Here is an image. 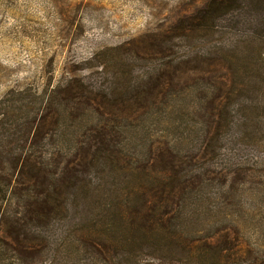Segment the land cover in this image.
Segmentation results:
<instances>
[{
  "label": "rangeland",
  "instance_id": "374dc122",
  "mask_svg": "<svg viewBox=\"0 0 264 264\" xmlns=\"http://www.w3.org/2000/svg\"><path fill=\"white\" fill-rule=\"evenodd\" d=\"M209 2L0 0V188L9 186L11 190L14 171H18L15 165H24L27 159L28 165L39 166L43 175L48 166L60 169L58 159L74 160L69 166L75 169H82L79 163L83 161L91 163L87 187L79 185L67 190L71 197L65 223L73 229L74 238H81L83 223L78 219L110 213L105 199L114 200L121 186L127 191L128 183L141 179V161L148 144L159 136L158 140L175 141L184 130L172 123L180 116L175 112L180 105L189 107L192 114L198 113L200 109L190 107L196 99L209 100L218 93L224 97L221 100H226L235 89L233 106L243 121L233 129L235 139L230 138L232 142L226 148L228 164L248 159V167L261 169L254 178L249 174L247 189L241 187L243 212L235 217L241 219L239 226L247 233L245 243H264V183L259 182L260 178L264 180V175L259 174L264 172V135L260 137L264 128V46L260 43L264 38V0H233L234 9L220 13L212 27H192L191 18ZM162 36L168 37L167 45L174 53H166L159 79L178 107L161 112L154 107L144 117L141 83L162 60V55L148 45ZM186 53L195 58L189 65L191 71L180 64L171 78L169 70L173 65L169 62L176 54ZM162 89H158L159 98ZM51 98H55V104L51 101L48 106ZM192 116V122L196 121ZM186 121L182 119L184 127L190 118ZM103 127L109 151L121 160L111 163L97 159L80 147L88 144L94 153V135ZM194 129L196 124L183 134ZM243 134L247 137H238ZM194 138L193 132L187 141L194 142ZM17 156H21L19 163ZM257 158L263 163L253 165ZM209 188L203 192L207 198ZM215 198L218 196L209 200ZM111 203L113 207L117 205ZM207 204L209 201L203 202V208ZM222 210L230 215L234 209L228 205ZM189 220L192 231L199 228L198 224L207 227L202 217ZM59 244L54 242L55 247ZM45 258L57 264L83 262L76 256L63 257L57 251H50Z\"/></svg>",
  "mask_w": 264,
  "mask_h": 264
},
{
  "label": "trees",
  "instance_id": "16d2710c",
  "mask_svg": "<svg viewBox=\"0 0 264 264\" xmlns=\"http://www.w3.org/2000/svg\"><path fill=\"white\" fill-rule=\"evenodd\" d=\"M232 1L210 0L197 16L191 18L192 27H212L220 13L234 9ZM184 27L188 28V25ZM167 42L168 37L162 36L148 45L162 55V60L151 70L148 80L143 81L145 84L141 83L144 117L148 115L147 111L153 112L154 107L159 108L157 112L173 111L178 107L176 101L169 97L170 91L162 89L159 79L166 53H174ZM260 43L264 46V38ZM170 48L172 52H169ZM261 54L264 55V51ZM194 61L190 53L176 54L169 62L173 65L169 70L170 77L175 76V71L179 69L177 66L184 65L188 70ZM160 88L164 91L159 98ZM234 91L231 89L226 100H221L224 97L218 96V93H215L216 98L209 100L196 99L190 107L195 111L202 110L198 113L192 114L191 110L188 111L189 107L180 105L181 108L175 110L180 116L172 123L177 125V129L183 127L184 130L175 141L158 140L159 136L148 144L141 161V179L128 183L127 191L121 186L120 194L113 197L114 200L105 199L104 203L110 205L106 208L110 213L78 219L83 223L81 238H74L73 229L65 223L71 197L67 190L79 185L87 187L86 174L92 164L83 161L79 163L82 169H78L79 166L75 169L69 166L74 160L58 159L60 169L48 166L44 175L39 166L28 165L30 159L24 160V165H15L18 171H14V182L8 184H11V190L9 186L0 188V264H57L46 261L45 256L50 251H57L63 257L76 256V260H83L80 264H264V243H245L247 233L245 235V228L239 226L241 219L235 217L243 212L241 187L251 182L249 174L254 178L256 171L261 169L248 167L251 165L248 159L228 164L226 148L231 139H235L233 129L243 121L233 106ZM87 98L83 100L87 101ZM54 100L51 98L48 106ZM119 104L122 105V102ZM191 114L196 116V121L192 122L194 117ZM183 118L187 119L186 122L190 118L186 127ZM195 124L196 129L183 134L187 132V127ZM103 129L106 128H101L94 135L97 141L94 153L88 144L80 147L97 159L111 163L121 160L114 151H109L110 143ZM263 129L260 137L264 135ZM109 131L110 134H117L116 130ZM193 132L194 142H188ZM238 137L243 139L247 135ZM16 159L19 163L21 156ZM261 163V158L253 161V165ZM247 169L250 171L247 172ZM259 174L263 176L264 172ZM107 182V179L103 180V183ZM259 182L264 183V180L260 178ZM206 187H210L207 189L210 198L203 193ZM251 188L250 185L249 190ZM215 189L216 192H213ZM216 195L219 199L211 201ZM237 195L239 197L235 198ZM205 201L209 204L203 208ZM111 202L117 205L113 207ZM228 205L234 209L230 215L222 210ZM221 213L224 214L222 217ZM200 217L207 227L202 228L198 224L197 230H190L187 221H196ZM58 230L62 232L57 233ZM187 231H192V234L186 235ZM53 236L57 237L54 239ZM56 241H60L57 247L54 246Z\"/></svg>",
  "mask_w": 264,
  "mask_h": 264
}]
</instances>
